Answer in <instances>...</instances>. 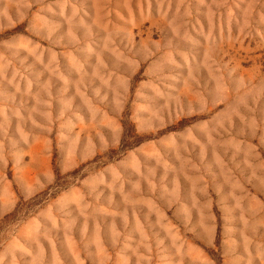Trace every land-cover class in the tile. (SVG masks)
I'll return each mask as SVG.
<instances>
[{
	"label": "rangeland",
	"instance_id": "rangeland-1",
	"mask_svg": "<svg viewBox=\"0 0 264 264\" xmlns=\"http://www.w3.org/2000/svg\"><path fill=\"white\" fill-rule=\"evenodd\" d=\"M0 264H264V0H0Z\"/></svg>",
	"mask_w": 264,
	"mask_h": 264
}]
</instances>
